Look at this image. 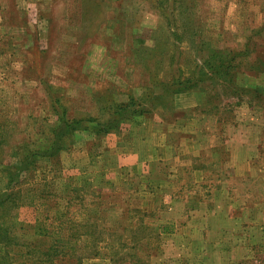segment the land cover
Here are the masks:
<instances>
[{
    "label": "rangeland",
    "instance_id": "rangeland-1",
    "mask_svg": "<svg viewBox=\"0 0 264 264\" xmlns=\"http://www.w3.org/2000/svg\"><path fill=\"white\" fill-rule=\"evenodd\" d=\"M204 44L236 56L231 82L148 99L154 83L199 78ZM191 93L205 106L176 103ZM129 96L134 110H148L142 117L106 134L78 129L58 154L28 158L52 144L58 116L102 123L100 110ZM246 105L256 116L242 115L239 126L263 130L254 168L264 172V0H0V229L10 228L18 250L25 230L50 229L55 212L83 234L96 220L83 216L98 212L108 248L81 264H264L262 171L240 183L223 147ZM216 180L238 195L241 229L208 211L228 201L215 200ZM71 199L74 216L65 218ZM21 252L6 256L35 264Z\"/></svg>",
    "mask_w": 264,
    "mask_h": 264
},
{
    "label": "trees",
    "instance_id": "trees-1",
    "mask_svg": "<svg viewBox=\"0 0 264 264\" xmlns=\"http://www.w3.org/2000/svg\"><path fill=\"white\" fill-rule=\"evenodd\" d=\"M204 51L207 55L206 58L202 61L201 66L196 65L197 73L199 74V78H195L193 80L192 78L181 75L173 76L172 79L168 82H165L164 84L161 83H154L153 84V91L149 95L148 99H153L155 93L158 90H161L163 92H160V94L156 95V98L159 100L164 99V95L161 97V93H166V91L169 93V95H177L187 92H202V88H198L196 85L205 80H209L212 83L217 84V86L222 82H231L232 79H226L230 74L231 71H234L235 65H234V58L236 57L233 54H225L223 51L221 52L218 49H213L210 44L206 45L204 44ZM224 55H227L228 58H225ZM229 55L230 59H229ZM207 73H206V72ZM208 99V97H207ZM53 105L56 107H60L59 100L57 97L52 101ZM164 103V101L162 102ZM135 105V99L132 96H129L127 99V102L124 104H110L108 110L105 112V110H100L101 113L106 115V120L102 123H99L96 117H88L83 119H77V118H71L70 120L65 117V114L58 116V127L53 129V141L52 144L49 145L47 148L43 149L42 151L35 153H30L28 158H33L37 156H45V157H52L56 154H58L61 150L64 149V144H61L64 139L67 140V142H71V136L76 130H83V131H90L93 134H106L110 130H115L119 127V125L125 123H129L131 120H136L138 117H142L145 111H148L146 109L142 110H134L133 106ZM170 109V106H168ZM56 109V108H55ZM109 115V118L107 116ZM102 127V128H98ZM11 167L4 166V169L8 170ZM13 184H16L17 182H13ZM57 198V196H55ZM73 199H71L67 203L66 212L64 213L66 216L65 218H69L70 216H74L73 213H71L69 210L71 209L73 202ZM82 205V204H80ZM98 212H92V215H84L83 218L87 221L93 220L95 217L96 220H94L95 223H93V226H89L88 233L83 234L80 230V225L74 224V222L69 218L66 220V223H62L60 217L55 212L51 214V224L49 225L50 229H41V226L38 224L35 225V227H30L29 229L25 230V236L29 238L28 242L23 243L20 245L21 247L18 248V250H13L10 245L11 242L9 239L12 237V233H10L9 229H0V243L2 246H0L1 250H5L4 253L6 255H11V252L13 254L20 253L22 256H29L34 259L35 264H81V261L84 257H97L99 250H103L108 248V246L102 245L101 242H104L105 234L102 227H100V222L96 224V222L100 221L101 217L100 214H97ZM63 214V215H64ZM64 218V219H65ZM79 226L78 231L73 233V227ZM102 228V229H101ZM100 229V230H98ZM80 235H87L91 237L92 242L88 245H76L75 241H70V237H80ZM101 245V246H100ZM83 248L86 250V254H83ZM110 249L113 248V246H109ZM135 251L136 248H133ZM25 251V252H23ZM4 255L0 258V263L4 264H10L7 260L11 262V264H25L24 262H16L17 259L13 260L14 258H7V256ZM85 255V256H84ZM136 253L132 251V257H136ZM14 261V262H13ZM110 262L115 263V260L110 258ZM134 264H139V259L136 260V262H133Z\"/></svg>",
    "mask_w": 264,
    "mask_h": 264
},
{
    "label": "crops",
    "instance_id": "crops-1",
    "mask_svg": "<svg viewBox=\"0 0 264 264\" xmlns=\"http://www.w3.org/2000/svg\"><path fill=\"white\" fill-rule=\"evenodd\" d=\"M181 98V99H179ZM179 98L176 97L175 101L176 103H182V99L184 102V108L185 109H192V110H197L198 107H204L206 102H205V98L203 100V98H200L201 101L198 100V97L194 94H185L184 96H179ZM247 105L242 107V112L240 113L237 112L236 116H237V122L238 124L234 127H232V129L230 130V133H228L226 135V139L224 142L223 147L226 149V151H228L229 156H230V167L233 169V175L234 177H238L240 181V183H245L247 182L246 180V175H251V173L253 171H262L259 172L263 179H264V172L263 170H258L257 168L260 166L258 165V167L254 168V163L256 164H263V162H260V160L262 159L263 156V151H262V141H261V137L263 134V130H257V129H253L251 127H241L239 126V124L242 122L240 117H242V115H248L251 117H255L256 116V112L251 111L252 108H248ZM246 109V111H244ZM203 112V111H202ZM196 113V111H195ZM211 114V113H209ZM209 114H201L202 118L204 119L205 116L209 115ZM196 115V114H195ZM187 120H190L191 122H195L194 117H190ZM223 129V128H222ZM221 131H224L222 130ZM211 133V138H213L214 136L216 137L215 134ZM214 137V138H215ZM218 139V138H216ZM192 140V138H191ZM212 141V140H210ZM212 143V142H211ZM210 149H215L217 150L218 146L216 145V142H214V144H210L209 145ZM216 147V148H215ZM203 148L200 149V151ZM131 156H129V161H132ZM218 178V176H217ZM201 180H204V177L201 178ZM216 183H220V185L216 186V193H215V200H228L225 204H219L217 203L216 207L212 204L210 206V210L213 215H216V217L218 218V223L221 222L223 219H225L231 226L232 229H241V222L238 220V218H235V214H234V210L232 209H240V211L242 210V208L240 206H236L234 203V200L236 198H238V195L236 194H232L233 192V188L232 186L228 187V186H223L221 184H223L225 181H221V180H216ZM236 207V208H235ZM260 213L255 206L254 212L253 213ZM234 215V216H233ZM220 227H218L219 229Z\"/></svg>",
    "mask_w": 264,
    "mask_h": 264
}]
</instances>
